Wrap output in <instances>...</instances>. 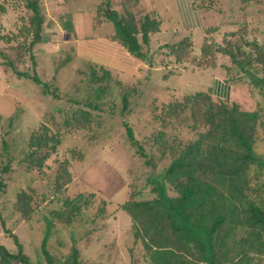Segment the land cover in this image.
I'll return each instance as SVG.
<instances>
[{
  "label": "rangeland",
  "instance_id": "1",
  "mask_svg": "<svg viewBox=\"0 0 264 264\" xmlns=\"http://www.w3.org/2000/svg\"><path fill=\"white\" fill-rule=\"evenodd\" d=\"M28 1L0 0L5 8L0 14V245L12 254L19 246L31 264H48L40 249L44 219L49 220V212L60 209L64 200L81 196L80 213L72 222L63 225L53 220L46 235L44 250L53 264H70L72 248L78 252L79 264H147L143 235L138 239L134 236L135 229L143 233L139 220L121 207L157 198L150 179L167 167L171 157L157 152L158 144L153 142L156 136L167 144L173 140L186 144L204 131L202 126L191 128L188 111L178 118L165 116V106L205 92L213 79L228 83L229 102L259 114L253 151L264 162V67L255 63L246 66L252 74L249 78L225 56L200 55L204 43L210 51L236 45L249 53L246 57L252 61L255 45L264 48V0H193L201 26L190 39L191 60L175 64L162 49L146 61H132L135 64L130 69L125 66V71L106 60L112 55L106 47L97 49L93 42L74 48L73 60L68 56L74 44L65 43L69 36H64L60 26L63 14L56 13V0L37 1L41 40L28 48L32 33ZM81 21L73 22V34H77ZM188 34L177 32L176 37L182 39ZM78 36L82 37L80 33ZM234 53L243 58L241 52ZM211 56L214 67L207 68ZM87 60L113 65L122 73L110 71L120 83L110 81L109 87L103 81L91 83L87 78L89 66L82 62ZM18 73L35 74L47 89H56L54 97L42 94L40 85L18 77ZM96 74L102 73L97 70ZM86 102L97 106L91 110V128L62 133L59 146L43 167L26 172L24 158L30 135L42 125L55 131L56 125ZM62 161L68 164L70 182L57 194L52 184L57 164ZM249 176L255 178L253 169ZM258 176L254 183L262 184L264 166ZM163 188L165 195L175 196L170 186L164 184ZM19 192L32 199L33 213L28 221L14 211Z\"/></svg>",
  "mask_w": 264,
  "mask_h": 264
},
{
  "label": "trees",
  "instance_id": "2",
  "mask_svg": "<svg viewBox=\"0 0 264 264\" xmlns=\"http://www.w3.org/2000/svg\"><path fill=\"white\" fill-rule=\"evenodd\" d=\"M37 1L26 2L32 14L28 48L41 40L42 23ZM2 6L0 14L5 12ZM118 6L115 10L110 0H101L92 15V31L102 22L110 24L113 34L109 40L120 45L133 58L146 61L141 46L147 45L149 36L158 31V22L147 16L137 17V0H119ZM60 26L65 34L71 30L68 20ZM139 35L140 42L137 40ZM190 39L186 36L164 45L166 58L172 59L175 64L189 62ZM254 48L252 61L249 56L246 57L249 53H243L236 45L215 47L210 51L204 43L200 55L225 56L239 72L252 78L246 66L255 63L264 67V48L260 49L256 45ZM234 52H241L243 58L239 59ZM74 55L71 50L68 56L73 60ZM82 62L89 66L87 78L91 83L103 81L106 87H109L110 81L115 85L120 83L102 65L89 60ZM213 62L212 58L205 66L213 68ZM97 70L102 73L100 76H97ZM17 76L40 85L42 94L54 97L56 89H47L35 74L28 76L18 73ZM221 84L225 89L219 95L214 94L212 88H207L205 92H196L180 102L165 106V116L178 118L188 111L191 128L202 126L204 131L186 144L175 140L167 144L156 136L153 142L158 144L155 145L157 152L161 156L168 154L171 157L167 167L150 179L157 198L145 203H126L121 207L128 215L139 220L138 225L142 227L143 233L134 228V236L138 239L143 235V259L147 264H264V182L254 183L264 166L262 159L253 151L260 124L259 114L257 111H244L239 105L230 103L229 84L222 81ZM98 89H94L93 93ZM212 96L217 100H213ZM122 102L125 104V98ZM96 107L87 102L82 103L54 127L55 131L42 125L31 134L24 158L25 171L43 167L59 146L62 133L89 130L94 117L91 110ZM128 136L131 137L129 132ZM137 150L141 153L139 146ZM57 165L52 185L54 192L59 194L63 186L70 182V175L66 161ZM252 169L255 178L249 176ZM164 184L172 188L174 197L165 195ZM31 200V196L24 192L15 196L14 211L24 221H28L33 213ZM82 201L81 196L64 200L60 209L49 212V220L44 219L45 235L40 249L48 264L53 262L45 252L44 245L52 221L69 225L80 213ZM17 248V252L12 254L0 245V264H31L20 247ZM77 256V250L72 248L70 264H79Z\"/></svg>",
  "mask_w": 264,
  "mask_h": 264
},
{
  "label": "crops",
  "instance_id": "3",
  "mask_svg": "<svg viewBox=\"0 0 264 264\" xmlns=\"http://www.w3.org/2000/svg\"><path fill=\"white\" fill-rule=\"evenodd\" d=\"M42 2V0H39ZM113 8L117 10L119 8V0H110ZM57 3V4H56ZM54 7L56 8V13H61L62 20L61 23L69 21L71 25L70 33L67 34L69 38L66 40L72 41L74 45H71V50L75 53L74 48H79L84 43L93 42L94 47L98 49L106 47L112 55L106 60L113 61L120 68L126 70L131 68V64H135L132 61H139L136 58H131L128 53L117 43L112 42L107 39V35L112 34V27L110 24L102 22L95 31H92V15L95 12L97 6L101 3V0H56ZM71 3L74 7H70ZM137 17L147 16L152 20L158 22V31L149 36L147 45L141 46V52L144 53L146 58L150 59L153 54H156L158 51H162L163 46L170 42H176L180 39H177L176 35L178 33H189L190 38L195 35L201 26V17L197 9L193 5V0H137ZM55 13V14H56ZM82 18V21L79 23V30L77 34L75 32V27L73 22H79ZM81 34L82 37L78 36ZM66 34L64 33V36ZM138 42H140V35L137 36ZM70 50V53H71ZM114 51H117L118 54H114ZM151 55H150V54ZM148 56V57H147ZM97 64V62H94ZM100 64V63H99ZM98 65V64H97ZM104 66L103 64H100ZM109 66V67H107ZM104 66L107 67L110 71L114 70L113 65L110 64ZM124 66L123 68H121ZM111 71V72H112ZM129 71V70H127ZM121 71H116L115 73H120ZM212 85L208 88H212L214 94H221L224 92V87L221 84V81H216L213 79ZM207 90V89H206Z\"/></svg>",
  "mask_w": 264,
  "mask_h": 264
}]
</instances>
